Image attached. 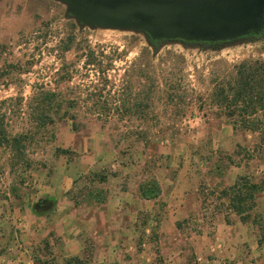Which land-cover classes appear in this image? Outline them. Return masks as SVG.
Listing matches in <instances>:
<instances>
[{"label": "rangeland", "instance_id": "obj_1", "mask_svg": "<svg viewBox=\"0 0 264 264\" xmlns=\"http://www.w3.org/2000/svg\"><path fill=\"white\" fill-rule=\"evenodd\" d=\"M71 37L75 42L65 52L63 47ZM147 44L144 35L131 31L81 28L68 15L66 6L56 0H0V101L12 99L0 102V113L6 114L10 136L19 133L27 137L23 155L6 144L0 147V213L13 209L14 195L29 179L30 169H38L46 153L51 154L57 147L61 130L69 129L65 135L77 132L69 118L46 127L35 126L27 108L33 93L57 85L61 90L76 85L101 86L107 78L115 84L109 83L104 95L110 92L108 98L115 96L124 79L129 78L125 68L141 55ZM86 45L95 49L98 56L101 50L113 56L115 66L105 73L95 71L93 66L85 67L81 48ZM165 50L175 51L180 57L168 58L167 63H176L177 70L181 69L178 77L188 95L184 104L171 107L159 102L151 120L132 115L125 121L117 120L120 114L116 111L109 117L96 119L83 107L76 110L79 129L96 127L119 142L121 153L142 155L150 163L190 165L202 195V213H212L209 217L213 219L217 214L226 221L239 220L229 214L233 211L230 195L225 191L239 176L251 181L264 178V145L258 134L233 129L228 119L209 105L208 99L202 104L197 95L210 87L211 77L225 75L232 64L248 58L264 59V33L226 45L167 42L161 48L162 52ZM121 52L124 56L117 58ZM133 79L135 92L141 91L136 78ZM241 223L240 238L247 243L244 249L248 252L247 259L243 254L235 255L227 259L228 264L238 260L242 264H264V246L261 250L251 246L264 232V191L256 194L246 221ZM209 235L213 239L215 229ZM181 247L186 249L184 261L197 260L192 245L185 247L182 242ZM151 264L174 262L160 254Z\"/></svg>", "mask_w": 264, "mask_h": 264}, {"label": "crops", "instance_id": "obj_2", "mask_svg": "<svg viewBox=\"0 0 264 264\" xmlns=\"http://www.w3.org/2000/svg\"><path fill=\"white\" fill-rule=\"evenodd\" d=\"M67 130L39 168L30 169L13 209L0 213V264H151L160 254L174 264L247 259L240 217L202 213L190 165L123 154L96 127ZM182 242L192 245L196 259L209 261H184ZM251 246L264 245L256 239Z\"/></svg>", "mask_w": 264, "mask_h": 264}, {"label": "trees", "instance_id": "obj_3", "mask_svg": "<svg viewBox=\"0 0 264 264\" xmlns=\"http://www.w3.org/2000/svg\"><path fill=\"white\" fill-rule=\"evenodd\" d=\"M149 44L143 47L141 55L133 60L125 68L129 72L128 79H124L117 95L108 98L104 91L109 83L113 82L105 78L98 85L68 86L66 90L57 87L50 89H38L33 93L27 105L29 118L35 126L46 127L54 125L57 121L69 118L73 122L75 130L79 131L77 109L85 107L86 113L95 115L96 119L109 117L111 112H118V121H125L128 116H139L142 120H149L156 109V104L161 102L167 106L178 107L184 104L186 86L178 77L177 64L167 63L168 58H180L175 51H161L162 41H154L146 37ZM75 42L71 37L69 43L63 47V51H69ZM81 48V47H78ZM85 56L84 66H93L99 73L108 72L115 65L113 56L97 51L90 45L81 48ZM117 58L124 56L119 53ZM104 58L107 61H104ZM71 80V75H67ZM141 86L139 92H135L136 83ZM210 87L205 92L197 95L204 104L209 100V105L217 109V114L225 116L235 130H244L256 133L264 145V59L248 58L232 64L225 75H216L209 80ZM194 91V90H192ZM206 95V96H205ZM12 99L0 101L5 103ZM91 101L89 104L88 102ZM6 114L0 113V147L8 145L16 148L21 155L25 147L26 136L19 133L10 136L7 132ZM151 120V119H150ZM60 152H69L68 149H60ZM264 191V178L259 181H251L239 176L234 184L225 191L230 195L229 205L242 221H246L247 212L255 200L256 194ZM209 195L206 196V199ZM259 241L263 244L264 232H261Z\"/></svg>", "mask_w": 264, "mask_h": 264}, {"label": "water", "instance_id": "obj_4", "mask_svg": "<svg viewBox=\"0 0 264 264\" xmlns=\"http://www.w3.org/2000/svg\"><path fill=\"white\" fill-rule=\"evenodd\" d=\"M56 1L81 28L131 31L162 46L234 44L264 32V0Z\"/></svg>", "mask_w": 264, "mask_h": 264}, {"label": "flooded vegetation", "instance_id": "obj_5", "mask_svg": "<svg viewBox=\"0 0 264 264\" xmlns=\"http://www.w3.org/2000/svg\"><path fill=\"white\" fill-rule=\"evenodd\" d=\"M264 33V32H263ZM262 33V34H263ZM261 35V34H260ZM259 35H249L247 38H253V37H258ZM218 43H222V42H217V43H213V44H209V43H203V44H206V45H216V44H218Z\"/></svg>", "mask_w": 264, "mask_h": 264}, {"label": "built area", "instance_id": "obj_6", "mask_svg": "<svg viewBox=\"0 0 264 264\" xmlns=\"http://www.w3.org/2000/svg\"><path fill=\"white\" fill-rule=\"evenodd\" d=\"M198 262H208L209 260H206L205 258H203L202 256L198 257ZM231 264H237V263H231Z\"/></svg>", "mask_w": 264, "mask_h": 264}]
</instances>
